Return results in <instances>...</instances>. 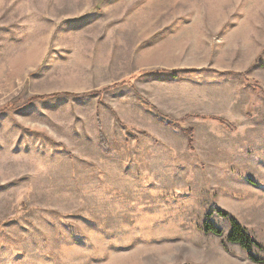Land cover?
Masks as SVG:
<instances>
[{"label":"rangeland","instance_id":"374dc122","mask_svg":"<svg viewBox=\"0 0 264 264\" xmlns=\"http://www.w3.org/2000/svg\"><path fill=\"white\" fill-rule=\"evenodd\" d=\"M0 264H264V0H0Z\"/></svg>","mask_w":264,"mask_h":264},{"label":"trees","instance_id":"16d2710c","mask_svg":"<svg viewBox=\"0 0 264 264\" xmlns=\"http://www.w3.org/2000/svg\"><path fill=\"white\" fill-rule=\"evenodd\" d=\"M213 216H219L222 219H228L230 220L232 230L231 233L228 235V241L231 243H237L240 244L245 250L249 251L252 249V247L256 246L257 243L248 236L246 230L243 228V226L238 223V221L233 218L229 213L225 212L224 210L214 207L209 213L208 218L211 219ZM204 231L207 233H215L218 235H221V231L216 229L215 226L206 223L204 226ZM256 262H261L260 260L255 259Z\"/></svg>","mask_w":264,"mask_h":264}]
</instances>
